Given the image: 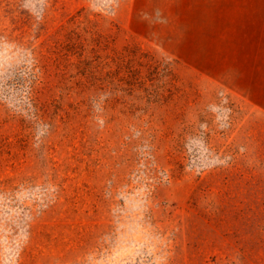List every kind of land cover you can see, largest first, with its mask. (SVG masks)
<instances>
[{
  "label": "rangeland",
  "instance_id": "1",
  "mask_svg": "<svg viewBox=\"0 0 264 264\" xmlns=\"http://www.w3.org/2000/svg\"><path fill=\"white\" fill-rule=\"evenodd\" d=\"M0 264H264V0H0Z\"/></svg>",
  "mask_w": 264,
  "mask_h": 264
}]
</instances>
